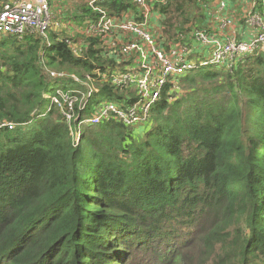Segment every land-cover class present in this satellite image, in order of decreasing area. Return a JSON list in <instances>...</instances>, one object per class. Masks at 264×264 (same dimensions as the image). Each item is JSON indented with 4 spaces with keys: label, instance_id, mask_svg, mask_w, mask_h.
Returning a JSON list of instances; mask_svg holds the SVG:
<instances>
[{
    "label": "trees",
    "instance_id": "1",
    "mask_svg": "<svg viewBox=\"0 0 264 264\" xmlns=\"http://www.w3.org/2000/svg\"><path fill=\"white\" fill-rule=\"evenodd\" d=\"M75 1L67 26L100 17ZM254 5L264 18V0ZM97 8L135 11L131 0ZM153 11L167 40L203 19L197 0ZM74 39L54 22L44 36H0V125H14L0 127V264H264V51L181 77L180 96H163L145 129L88 128L44 98L86 93L87 77L99 92L81 116L122 98L98 83L112 62L95 40L75 57Z\"/></svg>",
    "mask_w": 264,
    "mask_h": 264
},
{
    "label": "built area",
    "instance_id": "2",
    "mask_svg": "<svg viewBox=\"0 0 264 264\" xmlns=\"http://www.w3.org/2000/svg\"><path fill=\"white\" fill-rule=\"evenodd\" d=\"M81 1L99 12L100 17L75 28V34L70 36H76V40L68 42V47L75 57H81L88 41L95 40V49L101 57L112 62L104 71L95 70L98 83L108 84L112 92L122 98L100 99L87 116H81L99 92L90 77L83 80L86 93L58 89L53 95H45L49 107H56L68 126L77 122L78 127L94 128L101 122L113 120L126 127L146 128L152 108L163 96L170 101L180 96L181 77L201 68H230L238 57L264 51V18L253 11L255 5L243 14L242 20L252 31V37L246 41L233 37L223 41L206 26L205 29L194 27L188 33L167 40L161 26L152 29L149 21L155 14L153 5L164 4L166 0H131L135 11L127 10L119 17L108 16L97 8L99 3L108 0ZM197 3L207 23H216L221 30L231 27V18L224 15L227 9L224 0H197ZM53 22L50 0H12L0 9V36H44ZM71 28L74 29L73 25ZM50 75L53 78L66 76L58 72ZM74 80L78 81L75 77ZM0 127L11 130L14 125L6 123ZM78 137L79 132L75 142Z\"/></svg>",
    "mask_w": 264,
    "mask_h": 264
},
{
    "label": "crops",
    "instance_id": "3",
    "mask_svg": "<svg viewBox=\"0 0 264 264\" xmlns=\"http://www.w3.org/2000/svg\"><path fill=\"white\" fill-rule=\"evenodd\" d=\"M72 0H50V2H58V8L56 9V14L52 12L54 19L62 13V9L69 10L72 8V4L70 3ZM227 5V9L225 11V16H229L232 20L231 27H226L221 30L216 23H207L206 21H201L200 25L209 31H213L221 40H225L226 38L233 37L237 40H248L252 37V31L245 25V22L242 20L243 14L247 12L252 5H254L255 0H224ZM152 29H155L161 26V19L158 15L152 14ZM203 16V15H202ZM160 21V22H159ZM58 26H63L62 22L60 24H56ZM71 28V27H70ZM75 29V28H74Z\"/></svg>",
    "mask_w": 264,
    "mask_h": 264
},
{
    "label": "rangeland",
    "instance_id": "4",
    "mask_svg": "<svg viewBox=\"0 0 264 264\" xmlns=\"http://www.w3.org/2000/svg\"><path fill=\"white\" fill-rule=\"evenodd\" d=\"M75 2H77V1H75V0H72V1H70V3L73 5ZM58 8V2H50V9H51V11L52 12H54V14H56L57 12H56V9ZM62 13H60L58 16H57V18L54 20V29H56V30H58V31H61L62 32V34L63 35H74L75 33V29H72V28H70V26H67L66 25V21H68L67 19H66V15H68V10H66V12H65V10H63L62 9V11H61ZM136 15H139V14H137L136 13ZM201 18H202V15H201ZM203 20L205 21V18L203 17ZM202 20V21H203ZM149 21H150V23H151V25L153 24V22H152V16H150L149 17ZM198 21H200L201 22V19H198ZM62 22V25L63 26H58L57 27V25L56 24H60ZM160 22V21H159ZM161 23V22H160ZM201 23H199V25H200ZM196 25H198V24H196ZM194 27H197V28H202V29H204L202 26H194ZM210 68H212V69H215L214 67H210ZM145 129V128H144Z\"/></svg>",
    "mask_w": 264,
    "mask_h": 264
}]
</instances>
